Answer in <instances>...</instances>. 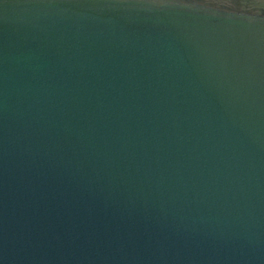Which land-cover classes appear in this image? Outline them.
Returning a JSON list of instances; mask_svg holds the SVG:
<instances>
[{"label": "water", "instance_id": "1", "mask_svg": "<svg viewBox=\"0 0 264 264\" xmlns=\"http://www.w3.org/2000/svg\"><path fill=\"white\" fill-rule=\"evenodd\" d=\"M0 264H264V0H0Z\"/></svg>", "mask_w": 264, "mask_h": 264}]
</instances>
